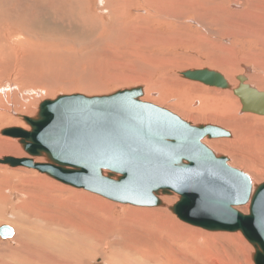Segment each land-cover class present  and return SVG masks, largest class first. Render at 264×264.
<instances>
[{
	"label": "rangeland",
	"instance_id": "374dc122",
	"mask_svg": "<svg viewBox=\"0 0 264 264\" xmlns=\"http://www.w3.org/2000/svg\"><path fill=\"white\" fill-rule=\"evenodd\" d=\"M135 1L139 0H130L129 3L131 2L136 5ZM174 1L176 2L174 3L175 6L171 7L172 5L170 4H173ZM26 2V0H0V102L4 101L3 103H5V107L2 109V106L0 105V112L6 113V116L7 114L8 116L10 115L13 121H19V123L21 122L19 125L7 123L6 126H3L0 124V135L2 130L6 127L13 128L28 126V124L23 120V116H30L32 118L35 117L38 113L39 105L42 102L46 100H54L60 95L80 94L88 97L105 96L126 89H132L140 86L143 87V85L145 91L143 94L144 98H142V96L140 99L142 102L150 103L165 109L179 116L182 120L187 121L189 118L186 117L187 119H185L182 115L183 112L185 115H189L198 120V122L190 119V121H187L192 125L194 124V126L208 125L207 123H210V120L214 119V117L219 114V108L212 109L205 105L202 107H199L198 104L193 105L191 98L186 97L189 94L182 95L181 86L177 83L179 73L175 67L189 65L191 69L209 68V70H214L216 68H212V66L219 64L215 60H222V57L225 56L228 57L227 61H235L234 57L237 58L238 56L237 59L242 61H237L240 62V65H242H238L240 70L242 69L244 63L248 66H252L253 68L255 67L253 58L244 55L245 50H248L247 48H249V45H253H251V43L247 40L245 41L241 38V41L239 40V42L242 43H239L235 37L242 36L246 33L247 31H244L247 29L249 24L258 27L259 24L257 20L251 22L252 20L247 17H243L244 21H241L242 18L233 20L230 16L227 17L229 21L236 22V25L226 27V29L229 28L227 31L233 32L231 34L233 36L232 38L228 36L225 40V38L221 36L223 33L222 31L217 33L218 36L206 33L210 32L209 28L214 25L215 15L209 17L208 11L206 12L205 9H197V12L204 10V13L198 12L204 18L199 24V21L194 16L192 9L195 5L193 3L196 2H192L191 0H156V3H160L159 6L164 12V15L167 18L169 17L168 20H161L162 15L158 18L154 16L156 15L154 12L150 14L152 17L143 16L146 14V11H140V7L143 8V6L138 5L129 8V10L127 8V13L122 17V19H118L127 23L131 20H136L132 24L138 25L141 27L140 29H142L139 30L140 35L138 39L140 41L149 40V35L151 37L159 35L158 37L166 39L169 58L161 61L158 64L159 66L153 70H140V66L135 62L134 57L128 58V56H126L125 43L128 41L126 38L127 35L122 32V29L118 24H115L116 20H114L113 17H106V13L114 12L112 11V6H109V4L112 3H109L108 0L105 1L107 3L108 11L102 10V3L100 0H32L31 3ZM250 3H252V0H246V9L250 8ZM231 6L232 2H229L227 8L229 9ZM184 7H186V10ZM130 9H133L132 11L134 14H141L142 17H132L130 15L132 12H130ZM138 9L140 10L138 11ZM242 14L243 12L235 16H238L239 18ZM174 16L183 17L180 20L181 24H178L177 26L178 28L175 24H173L177 22L173 18ZM244 16H246V11H244ZM7 27H11V33ZM133 27L136 28V26ZM242 32L244 33L241 34ZM231 39L234 40V42ZM211 41L214 42V45H217V51L220 52L222 49V52H229L231 57L226 54L225 56L220 55L214 50ZM243 44H245V46ZM157 46L162 45H155L154 48L149 49L152 50V54L158 53L156 54L158 57L167 58V56H162L163 51L161 49H155ZM251 49L252 48L248 51L254 52V50ZM164 61L174 67V72H170V66H164L162 64ZM179 76L182 79L184 78V80L186 79L182 75ZM88 77H92L90 81L97 82L95 78L99 79V81L96 84H88L90 83L88 80L89 82L86 84ZM143 77L150 80L154 88L159 91L161 95L168 96V104L175 103L177 100L181 106L186 107L182 109L183 107L179 105L170 108L169 105L150 99V95L147 96L146 85L138 83V79ZM185 81H188V79ZM188 82H191L196 86L199 84V86L203 89H222L218 87L210 88V86L191 80ZM253 86L255 88L257 87L256 85ZM155 96L157 97L158 94ZM233 97L240 102L236 95L233 94ZM163 98L160 99L164 102ZM240 108L242 109V105ZM240 112L243 115L241 110ZM251 115L259 119H261L260 117H264L256 114ZM237 116L240 117L239 114ZM20 117L22 120H20ZM245 121L248 122L250 119ZM29 127L30 126H28V129ZM224 129L227 131L230 130L229 132L232 133L229 127H224ZM29 131H31V129H29ZM250 136L251 135L239 140H235L234 137L205 139L204 142L207 143L209 141L222 139L230 140L231 143H228L226 148L230 153L232 152L231 154L234 153V155L238 158L244 160V162H240L244 165V168L239 166L238 168L235 165H231V157H229L228 154H224L222 151H215L218 152V154H221L218 156L227 157L229 159V165L248 175L253 182L255 181L254 183L252 182V184H255L253 186L257 187L258 185L264 183V157H260L257 154L256 142L251 141L249 139ZM9 138L10 137L0 136V155H2V157L16 156L15 154L8 155L4 152L12 150V146L14 144H18V146H16L17 150L19 149L21 152L20 154L25 156L26 154L23 151L20 142H18V140H14V138ZM45 157L46 156L44 155L43 159ZM40 158H42V156L35 157V159L38 160ZM247 164H259L262 169L259 170L258 173L252 174L250 171L245 169ZM11 168L12 167L7 169V172L5 173L8 175V179H5L3 184H0V188L6 186L9 188L7 194L9 197L11 196L10 198H12V201L10 200L6 206V214H4L2 220L0 219V226H10L14 229V231H16V224L14 223H16L18 219L16 215L9 214L10 211L8 208H12V205L16 204L15 201L20 199V195L17 194L20 189L33 192L34 190H45L48 187L53 191V193H51L53 197H51L50 201L54 207L57 202L60 203L62 201L59 197V192L55 189L54 185L58 184L66 186V184L34 169L18 167L19 169L16 170ZM0 172L2 171L0 170ZM39 180H42V182ZM35 182L36 185L34 184ZM40 184H42L41 187H45H43V189L40 188ZM67 187L70 186L67 185ZM16 190L18 191L16 192ZM78 190L80 189L78 188ZM81 190L85 191L84 189ZM37 193L44 198L46 197L45 194L39 192ZM86 193L89 192L86 191ZM90 194L95 195L92 193ZM173 195L178 197V199L175 200L173 205L174 207L179 202L180 196L175 193ZM64 196L67 203L74 199L73 195L69 193ZM95 196L112 205L126 208L125 204L113 203L101 196ZM54 197L56 198L53 199ZM164 197L165 196H162L161 198L163 199ZM170 197L173 196H166L165 198ZM247 205H249V207ZM250 205L251 204L248 203L244 206L236 207V209L243 214L246 212L247 215L250 212ZM127 206V208L132 207V209H146L144 207L140 208L132 205ZM246 207L247 210L245 209ZM125 208H116L114 217L118 218L119 214H121V216L124 215ZM157 208L160 207H155V209ZM22 219L24 220V218ZM175 219H177V217ZM177 221L179 220L177 219ZM228 233L230 235L239 233L247 243L246 249L232 256L233 260L237 264H255L254 255L256 250L254 246L245 238L243 233ZM15 243L16 242L13 241V238L8 240H2L0 238V248H4V246L15 247ZM248 246L251 249H249ZM100 258V256L95 260L91 258L89 264H106L104 260ZM9 259H7V261ZM3 261L5 260L0 259V263Z\"/></svg>",
	"mask_w": 264,
	"mask_h": 264
},
{
	"label": "water",
	"instance_id": "95a60500",
	"mask_svg": "<svg viewBox=\"0 0 264 264\" xmlns=\"http://www.w3.org/2000/svg\"><path fill=\"white\" fill-rule=\"evenodd\" d=\"M188 80L230 89L209 69L187 71ZM233 90L243 113L264 116V92L239 76ZM143 87L105 96L60 95L39 105L35 117H23L31 132L13 127L1 135L20 139L31 157L47 163L4 157L0 164L47 174L109 201L137 207H161V196L180 195L170 210L183 222L213 232H242L254 246L255 264H264V183L253 191L250 177L229 159L207 147L205 139L229 138L215 125L194 126L177 115L142 102ZM250 202L249 214L235 207ZM15 235L0 227L2 240Z\"/></svg>",
	"mask_w": 264,
	"mask_h": 264
},
{
	"label": "bare ground",
	"instance_id": "6f19581e",
	"mask_svg": "<svg viewBox=\"0 0 264 264\" xmlns=\"http://www.w3.org/2000/svg\"><path fill=\"white\" fill-rule=\"evenodd\" d=\"M26 1V3L32 2V0ZM100 1L102 3V10L108 11L107 3L105 2L106 0ZM129 1L130 0H108L109 3H112L109 4V6H112V11L114 12L106 13V17H113L114 20H116L115 24H118L119 27H121L122 32L127 35L126 38L128 41L125 43L126 56H128V58L134 57L135 62L140 66V70H153L159 66L158 64L161 61L169 58L166 39L158 37L159 35L152 37L149 35V40L140 41L138 39L140 35L139 30L142 29H140V26L132 24L136 20H131L129 23H127L118 19H122V17L127 13V8L129 10V8L136 5L143 6V8L140 7L141 10L138 9V11H146V14L143 16L152 17L150 14L154 12L156 14L154 16L158 18L160 15H162L161 20H168L169 17L167 18L164 15V12L162 9H160V3H156V0H139L135 1L136 5L131 2L129 3ZM191 1L196 2L193 3L195 5L192 7V9L194 16L199 21V24L204 18L198 12L204 13V10L197 12V9H205L206 12L208 11L209 17L215 15V21L213 20L214 25L209 28L210 32H206L207 34L217 35L219 31H222L223 33L221 36L224 37L225 40L228 36L232 38L233 35L231 34L233 32L227 31L229 28L226 29V27L236 25V22L229 21L227 19L229 16L233 20L242 18L241 21H244L243 17H247L252 20L251 22L257 20L259 24L258 27L249 24L247 29L244 31H247L246 33L242 32L241 34L244 33L242 36L235 37L237 42H239L241 38L245 41L247 40L249 43H251V45H253H249V48L247 49L249 50L252 48L254 52L245 50L244 55L253 58L255 66L254 68L244 63L242 69L240 70L239 66L242 65H240V62H237L241 61L237 59L238 56L235 58L232 55L235 61H227L228 57H226L225 54L229 57H231V54H229V52H222V49L220 52L217 51V45H214V42L211 41L214 50L220 55L225 56L222 57V60H215L219 64L213 65L212 68L216 69L212 71L222 74L230 87L232 85L230 89H203L199 86V84L196 86L191 82L189 83V80L185 81L186 79H182L179 75L184 76V73L187 71L204 69H191L189 65L176 66L175 68L179 73L177 83L181 86L182 95L189 94L186 97L191 98L193 105L198 104L199 107L205 105L212 109L219 108V114L215 116L214 119H211V122L207 124L222 128L229 127L233 133V135L230 133L231 137H234L235 140L246 138L251 135L249 139L256 142L257 154L260 157H264V117H260L261 119H259L253 117L251 115L252 113L245 114L243 112L242 115L240 112V110L242 111L240 108L241 102L233 97V90L236 89L240 84L238 79L239 76L246 77V85H249L253 88H255L253 85H256V90L264 92V0H252V3H250V8L248 9H246V0ZM229 2H232V6L228 9L227 5ZM174 3L176 2L174 1L173 4H170L172 5L171 7L175 6ZM185 8L186 7H184V9ZM133 9H130V12ZM244 11H246V16H244ZM242 12L243 14L239 18L238 16H235ZM130 15L136 18L142 17L141 14H134L133 11ZM173 18L175 21H177L173 23L177 27L178 24H181L180 20L183 17L181 18L174 16ZM133 26H136V28ZM7 28L10 32L11 27ZM232 41L234 42V40ZM155 45H162L157 46L155 49H161L163 51L162 56H167V58L158 57L156 55L158 53L152 54V50L149 49L154 48ZM243 45L245 46V44ZM162 64L164 66H170V72H174V67L172 65H169V63L166 61H164ZM91 78L92 77H88L86 84ZM95 80L97 82L90 81L88 84L98 83L99 79L95 78ZM138 83H143L146 85L147 96L150 95V99L165 105H169L170 108L180 105L177 100L175 102L176 105L175 103L168 104V96L161 95L160 92L154 88L151 81L146 77L138 79ZM210 88L212 87L210 86ZM156 94H158L157 97L155 96ZM142 98H144V96ZM160 98H163L164 102ZM3 102H0V105L2 106L1 109L5 107V103ZM181 107L184 109L186 106ZM238 114L240 117L237 116ZM182 115L185 117V119L189 118L192 121L198 122L196 118L185 115L183 112ZM189 119L187 121H190ZM249 119L250 121H245ZM20 120H22L21 117ZM242 121L243 123H246L243 124ZM7 123L19 125L21 122L19 123V121H13L10 115L8 116L7 114L6 116V113L0 112V124L6 126ZM28 126L18 128H22L27 132H31L29 131L31 128L29 127L28 129ZM7 128L8 127L5 129ZM14 140H18L19 142L20 139ZM204 141L203 143L212 151H214L216 155H219L220 153L218 154V152L222 151L224 154H228V156L231 157V165L244 168V165L240 163L244 162V160L238 158L236 155H234V153L231 154L232 152L230 153L227 150L226 145L231 143L230 140L222 139L209 141L207 143ZM16 146H18V144H14L12 146V150L5 151L4 153H7L8 155L15 154L16 156H11L15 158L33 159L35 163H47V158L45 157L43 159L44 156H42V158L39 160L35 159V157H31L27 153H25L26 155L24 154L25 156H23V154H20V150H17ZM1 157L2 155H0V160L8 156ZM9 168L10 167L6 164H0V170L2 171L0 172V184H3L4 180L8 179V175L5 173ZM11 169L18 170L19 168ZM245 169L250 171L252 174H256L262 168L259 164H247ZM39 181L42 182V180ZM34 184L36 185V182ZM39 186L42 189L45 187H41L42 184ZM54 186L59 192L60 199H62V201L60 203L57 202L56 206L54 207L50 201L51 197H53L51 195L53 191L48 187L45 190H40L41 192L37 190H34L33 192L23 189H20L19 191L16 190V192L18 191L17 194L20 195V199L15 201L16 204L12 205V208H8L10 211L9 214L16 215L18 219L16 223L12 222L16 224V231H14L15 235L13 237V241L16 242V246H4V248H0V252L2 253H0V259L5 260L0 264H89L91 258L95 260L99 256L106 264H237L233 260L232 256L246 249L247 246L244 238L239 233L230 235L228 232H209L203 228L196 227L181 221L170 210V208L173 207L175 200L178 199V197L174 195H172L173 197L170 198H165V196L163 199L161 196L160 199L165 203L162 201L164 205L160 208L155 209L154 207V209H147V207H144L146 209L142 210L132 209V207L127 208V205L126 208L112 205L96 197V194L91 195L90 192L86 193V191L81 189L78 190V188L75 189V187L70 188L72 187L70 185V187H67V184L66 186L58 184ZM255 188L256 186H253V191ZM8 189L9 188H7V186L0 188L1 220L4 217V214H6L5 210L7 209L6 206L8 202L12 199L10 198L11 196L9 197L7 194ZM37 192L45 194L46 197H42ZM67 192L72 194L74 197V199L68 203L65 201L64 196L68 194ZM247 206L249 207V205ZM116 208H125L124 215L121 216V214H119L118 218L114 217ZM245 209L247 210V207ZM169 212L172 213L173 216ZM174 215L179 221L175 219L176 217ZM22 218H24V220ZM249 249L251 248L249 247ZM7 259L9 260L7 261Z\"/></svg>",
	"mask_w": 264,
	"mask_h": 264
}]
</instances>
